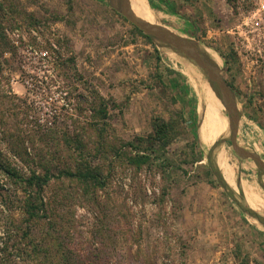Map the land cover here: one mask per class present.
I'll return each instance as SVG.
<instances>
[{"label":"rangeland","instance_id":"obj_1","mask_svg":"<svg viewBox=\"0 0 264 264\" xmlns=\"http://www.w3.org/2000/svg\"><path fill=\"white\" fill-rule=\"evenodd\" d=\"M13 1L19 15H0L9 39L0 45V95L13 100L0 112L1 153L23 173L42 172L39 160L71 163L59 139L79 133L107 177L88 191L65 178L46 186L57 228L43 220L32 230L50 261L264 264V173L235 152L226 106L203 70L138 33L111 0ZM129 1L137 17L192 40L221 69L239 114L237 141L264 160V14L256 0ZM93 90L110 99V133L122 151L139 150L129 141L144 151L157 117L173 121L176 134L141 167L98 155ZM3 174L0 264H44L14 249L2 260L10 222L25 217L22 190Z\"/></svg>","mask_w":264,"mask_h":264},{"label":"trees","instance_id":"obj_2","mask_svg":"<svg viewBox=\"0 0 264 264\" xmlns=\"http://www.w3.org/2000/svg\"><path fill=\"white\" fill-rule=\"evenodd\" d=\"M17 12L18 7L13 0H0V15L2 18L6 16L15 18L19 15ZM123 18L127 20L126 17L123 16ZM133 27L138 33L152 42L150 35L143 32V30L134 24ZM8 41L9 39L4 33V30L0 29V45H8ZM2 78L4 77L0 61V82H2ZM92 95L93 98L90 102V109L94 122L92 125L99 135L96 150L98 155L100 154L106 159L109 158L110 155H113L117 157L118 160L126 159L129 163L141 167L151 161V155L148 153L149 150L154 151L158 149L156 148L158 144H160L161 148H165L170 139L176 134L177 128L173 121L157 117L152 123L153 131L148 137V145L144 147L145 150L143 151L140 149V147L136 145L137 143L135 144L134 142L129 141L124 144L131 146V148H139V150L133 154H128L126 151H122V147H118L117 144L112 141L109 112L110 99L105 97L98 90H93ZM12 101V98H8V95L4 93L0 95V112L2 113V117L8 112V110H5V103ZM193 130L196 143H199L197 128L194 126ZM60 137L59 141H62L65 148L68 151H71V163L68 164L65 162L64 164L66 165L63 164L61 166L58 162H54L52 165H46L42 160H39L38 165L43 168L42 172L32 169L29 174L23 173L11 162L7 161L0 150V170L16 189L22 190L24 196L21 197L20 204L22 211L25 214V217L21 221L15 220L10 222V228L7 232V240L5 241L4 248H2V253L5 255L2 260L8 258V255H10L14 249L16 255L28 257L33 261L38 262V260H42L44 264L46 260L50 261L49 250L48 247L45 246L47 243L43 246L41 242L37 241L32 227L35 223L44 220V222L47 221L46 223L49 224L51 228H57L56 223L53 224L54 218L52 217L51 212H49L48 203L44 198V189L49 185L52 179L65 178L69 181L79 183L86 191H88L90 187L103 188L106 184L107 177L104 175L103 168L99 164L94 163L91 155L92 153L88 150L87 144L83 140V136L78 133L71 136L64 134ZM139 140L142 142L145 139L140 137ZM1 171L0 175L2 174ZM217 174L222 178L218 168ZM15 234L16 236H19V239L15 238ZM56 240H58V238H56ZM58 250L59 253L62 254L63 259L69 261L70 252H67L65 246L60 244ZM1 263L7 264L3 261H1ZM50 263L53 264L51 261Z\"/></svg>","mask_w":264,"mask_h":264},{"label":"water","instance_id":"obj_3","mask_svg":"<svg viewBox=\"0 0 264 264\" xmlns=\"http://www.w3.org/2000/svg\"><path fill=\"white\" fill-rule=\"evenodd\" d=\"M111 4L130 22L142 29L146 34L162 43L176 49L184 55L207 76L210 84L220 95L224 102L229 120V128L231 131V142L235 152L243 158H252L264 173V160L255 152L249 151L242 147L237 141L239 114L236 109L233 93L228 83L221 76V69L217 67L212 60L209 59L202 51H200L195 43L181 35L176 34L172 30L160 24H152L135 15L131 9L129 0H111Z\"/></svg>","mask_w":264,"mask_h":264},{"label":"built area","instance_id":"obj_4","mask_svg":"<svg viewBox=\"0 0 264 264\" xmlns=\"http://www.w3.org/2000/svg\"><path fill=\"white\" fill-rule=\"evenodd\" d=\"M255 3L258 7V11L262 12V14H264V0H256ZM263 29H264V27H263ZM262 32L264 34V30Z\"/></svg>","mask_w":264,"mask_h":264}]
</instances>
